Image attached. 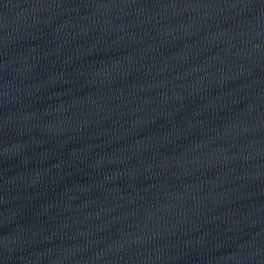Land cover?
<instances>
[{"label": "water", "instance_id": "obj_1", "mask_svg": "<svg viewBox=\"0 0 264 264\" xmlns=\"http://www.w3.org/2000/svg\"><path fill=\"white\" fill-rule=\"evenodd\" d=\"M0 264H264V0H0Z\"/></svg>", "mask_w": 264, "mask_h": 264}]
</instances>
